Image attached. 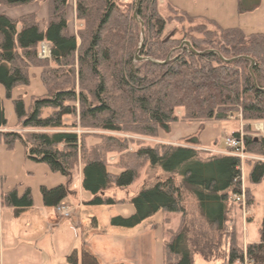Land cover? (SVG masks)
Instances as JSON below:
<instances>
[{"label":"trees","instance_id":"1","mask_svg":"<svg viewBox=\"0 0 264 264\" xmlns=\"http://www.w3.org/2000/svg\"><path fill=\"white\" fill-rule=\"evenodd\" d=\"M33 1L0 0V5L12 8ZM75 1L76 19L83 26L80 42L68 32L67 0H47V22L42 29L33 13L17 18L0 13V85L12 101L19 126L34 129L24 134L3 131L7 119L0 97V142L12 149L19 141L27 159L46 165L66 180L80 166L81 188L91 195L89 203L94 205L115 203L103 196L105 190L111 185H131L142 165L160 168L166 176L133 196V214L113 217V225L131 228L159 211L179 213V226L164 245L165 264H193L194 254L205 260H222L221 264L242 262L244 256L251 264H264V216L259 241L247 243L245 251L238 246L236 229L228 225L231 198L241 192L237 157L163 143L138 142L129 151L127 139L62 131L79 125L156 138L170 133L171 125L182 120L223 122L237 114L249 133L251 123L264 122V33L222 27L213 19L190 15L168 0L169 15L161 14L158 0H139L138 4L133 0L124 6L117 0ZM242 11L246 10L239 7ZM170 23L178 27L180 36L166 32ZM43 41L50 45L49 58L38 57ZM136 55L142 58L136 60ZM49 60L54 66L42 73L47 87L44 95L32 99L28 108L22 98L12 99L14 87L29 83V67L45 66ZM65 117L74 120L68 125ZM47 129L60 131H35ZM88 137L95 141L88 143ZM243 139L248 153L264 156V136ZM110 154L120 155L114 172L109 170ZM263 177L264 162L249 166L250 184ZM68 194L66 183L40 186L45 207L55 208ZM249 194L247 189L248 205ZM186 196L194 199L201 218L218 233V240L207 239L203 232L192 238L186 222ZM0 204L18 217L33 206L31 190L27 187L19 194L13 188L0 194ZM223 241L228 245L224 259L219 257ZM66 264L100 263L82 248L73 249Z\"/></svg>","mask_w":264,"mask_h":264},{"label":"rangeland","instance_id":"2","mask_svg":"<svg viewBox=\"0 0 264 264\" xmlns=\"http://www.w3.org/2000/svg\"><path fill=\"white\" fill-rule=\"evenodd\" d=\"M132 1L117 0L121 6ZM168 1L176 8L191 15L214 19L222 27H239L247 34L264 33V0ZM75 2V0H67L66 17L68 32L80 42L79 29L83 26L76 19ZM138 2L139 0H136V4ZM165 3V0H158V9H160L162 15L168 14ZM17 7L8 8L0 5V11L11 9L15 12ZM239 7L244 8L246 11L239 12ZM247 8L250 9L247 10ZM134 14L136 18V11L133 16ZM37 20L39 19L37 18ZM43 21L41 20L39 23L41 29L45 28L41 25L44 24ZM46 22L47 16L45 25ZM166 32H170L175 36L181 34L178 27L174 28L173 23L167 25ZM136 57H139V59L135 58L136 60L142 58L138 55ZM41 65H31L28 69L29 83L14 87L11 92L12 99L22 98L26 108L30 106L32 99L44 95L47 89L42 80V73L48 70V67H53L54 64L49 60L45 66H43V63ZM46 73L49 75L47 71ZM73 87L78 93L80 88L76 78H74ZM0 97L3 101L7 119V127L2 130L16 131L21 134L34 131V129H24L19 126L12 101L6 98V92L2 85H0ZM177 114L181 115V110H177ZM73 120L71 117L64 118L65 123L68 125ZM243 125L244 122L235 114L232 119L223 122L207 121L200 123L182 120L171 125L170 133H160L159 137L156 138L125 132L83 129L79 125L62 131L74 132L77 135L83 133L107 134L127 139L129 141V151L136 149L138 142H144L191 146L204 151L206 154L226 155V140L232 137L234 132H238L239 136L249 135L254 138L264 136L263 121L251 123L252 128L249 133L245 131ZM35 131L55 132L60 130ZM189 139H196V144H191L188 141ZM93 141H95L94 138H87L88 143ZM244 150L247 152L246 148ZM119 156V154L108 155L109 170L113 172L117 170L113 165L118 161ZM247 157L249 158L245 159L243 164H240V185L241 190L245 192V208L235 203L228 206L231 217L228 225L236 229L237 243L243 251H245L246 245L250 241H259L258 229L264 216V177L257 184H250L248 180L249 166L258 161L264 162V156L248 153ZM29 168L33 170L32 173L27 172ZM165 176L166 173L162 169H152L144 164L139 169L137 179L131 185L124 188L111 185L105 190L103 196L113 199L115 203L94 205L89 203L91 195L83 191L81 187V190L77 187L81 181L80 166L66 180L61 174L49 171L46 165L27 159L24 148L19 141L15 142L12 149H8L3 142H0V194L13 188H16L21 194L28 187L33 198V206L23 211L18 217H14L11 208L0 204V262L1 258H4V264H66V256L73 249L80 251L84 248L93 255H95L94 253L99 254V257L95 256L100 264H165L164 245L171 237L172 231H175L179 226V213L159 211L131 228L115 226L111 223V219L115 216L129 217L132 215L134 207L130 199L143 187L151 185L157 178ZM58 178H62V180L57 181ZM63 181L66 182L69 190L67 198L63 201V203L66 202L64 205L70 213L69 217L57 214L54 207L43 206L40 195V186L44 185L50 188L64 183ZM247 189L250 191L249 197L252 196L249 205L247 203ZM184 206L186 209V222L191 228L192 238L203 232L208 235L207 239L218 240V233L210 229L201 218L194 199L186 196ZM40 207L45 209L46 215L44 217L40 216ZM30 224L39 227V230L34 234L35 237H30L28 231ZM30 241H38V244L33 245ZM227 249L228 245L223 241L219 257L224 259ZM200 256L199 254L193 255V264L201 263L199 261H202V256ZM244 257L243 264H251L250 260L246 256ZM205 264L219 263L217 261H207ZM234 264H237V262Z\"/></svg>","mask_w":264,"mask_h":264},{"label":"built area","instance_id":"3","mask_svg":"<svg viewBox=\"0 0 264 264\" xmlns=\"http://www.w3.org/2000/svg\"><path fill=\"white\" fill-rule=\"evenodd\" d=\"M38 56L41 58L50 57V45L48 43L43 41L39 44ZM243 137V135L238 137L232 136L226 140V155L237 157L240 160V164H243L245 159L249 158L247 157L248 153L244 150L245 147ZM245 201L246 198L244 190H241L239 194H236L231 198L232 203L242 205L243 208H245ZM64 204L65 203L61 202L58 206H56L55 212L62 216L69 217L70 213L67 211V207H65ZM237 264H240V262H237ZM241 264H243V261Z\"/></svg>","mask_w":264,"mask_h":264},{"label":"crops","instance_id":"4","mask_svg":"<svg viewBox=\"0 0 264 264\" xmlns=\"http://www.w3.org/2000/svg\"><path fill=\"white\" fill-rule=\"evenodd\" d=\"M232 1V0H231ZM234 1V0H233ZM236 1V0H235ZM69 5V3H68ZM0 13H6L8 16L12 17V18H16L18 15H21V14H27V13H33L36 15V17L39 19L38 22L40 23L41 20H44L43 23L44 24H41L43 26H45V19H46V16H47V4H46V0H35L33 1L32 3H29V4H26V5H21V6H18L15 10V12H13L11 9H2L0 11ZM191 15V14H190ZM194 16H199V15H194ZM214 20V19H213ZM216 21V20H215ZM217 22V21H216ZM218 23V22H217ZM219 24V23H218ZM232 27V26H230ZM243 30V29H242ZM33 170H31L30 168L27 169V172L28 173H32ZM62 178H58L57 181H61ZM64 182V181H63ZM61 183V182H60ZM66 183V182H64ZM80 189L81 187V181L79 182V185L77 186ZM66 203V202H65ZM40 216H45L46 213H45V209H43V207H40ZM39 230V227L38 225L35 226V225H32L30 224L29 225V228H28V231L30 233V237H35L34 234ZM250 241V240H249ZM252 242V241H250ZM256 242V241H254ZM31 244L35 245V244H38V241H30ZM240 245V244H239ZM4 249V248H2ZM96 256L99 257V254H96L94 253ZM200 256V255H199ZM201 257V256H200ZM202 258V261H199L201 262L200 264H205V262L207 261H217L219 264H221V260L219 259H212V260H205L203 257ZM204 262V263H203ZM0 264H4V258H1V262ZM195 264V263H194Z\"/></svg>","mask_w":264,"mask_h":264},{"label":"water","instance_id":"5","mask_svg":"<svg viewBox=\"0 0 264 264\" xmlns=\"http://www.w3.org/2000/svg\"><path fill=\"white\" fill-rule=\"evenodd\" d=\"M134 16H135V14H134ZM186 43V45H188L189 46V43L188 42H185ZM137 59H139V57H136ZM252 64H253V62H252Z\"/></svg>","mask_w":264,"mask_h":264}]
</instances>
